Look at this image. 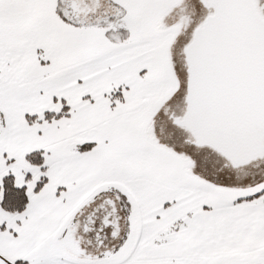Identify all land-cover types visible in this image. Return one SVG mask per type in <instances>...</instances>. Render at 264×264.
<instances>
[{"label":"snow or ice","instance_id":"6c2138e0","mask_svg":"<svg viewBox=\"0 0 264 264\" xmlns=\"http://www.w3.org/2000/svg\"><path fill=\"white\" fill-rule=\"evenodd\" d=\"M0 264H264V0H0Z\"/></svg>","mask_w":264,"mask_h":264}]
</instances>
